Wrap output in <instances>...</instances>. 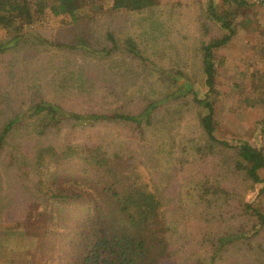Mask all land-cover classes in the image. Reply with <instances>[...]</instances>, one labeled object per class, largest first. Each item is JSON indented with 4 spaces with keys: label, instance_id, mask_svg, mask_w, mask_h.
<instances>
[{
    "label": "rangeland",
    "instance_id": "obj_1",
    "mask_svg": "<svg viewBox=\"0 0 264 264\" xmlns=\"http://www.w3.org/2000/svg\"><path fill=\"white\" fill-rule=\"evenodd\" d=\"M211 6L217 12L231 13L233 34L226 44L212 48L216 81L213 93L208 96L202 66L204 46L227 33L211 17ZM90 9L89 6L77 9L74 18L67 14L47 16L42 22L24 26L26 41L0 55V123L17 111L29 110L38 101H50L66 112L146 116L142 119L143 132L134 129L135 122L118 117L93 120L87 128L72 129L67 128L71 118H66L45 136L26 134L24 150L32 159L33 149L40 143L54 147V158H45L55 159L50 171L58 169L57 189L67 188L70 192L84 189V197L94 202L97 199L90 187L102 180L101 173L84 161L62 159L59 147L98 143L110 151L107 164L110 163L120 181L147 184L150 190L156 188L161 198L165 193H175L177 188L182 193L189 192L196 174L208 168L215 175L207 185L219 188L220 193L230 190L233 201L231 204L227 196L229 204L225 203L224 211L246 203L245 213L253 219L257 235L242 245L243 254L245 259L251 257L252 262H259V257L264 258V166L257 170L259 180L242 178L229 170L225 162L233 152L204 134L201 118L207 109L194 100V92L211 99L213 134L217 140L236 147L248 145L264 157V0H159L146 11L120 9L94 20L87 18ZM106 30H111L120 43L134 41L141 56L132 59L123 52L115 56H87L81 50L63 46L85 40L98 49L109 44ZM8 35L0 30V41ZM40 37L52 40L54 46L48 45L49 42L42 44ZM57 42L63 49L55 47ZM181 85L187 90L179 89L178 93ZM175 92L177 96L172 95ZM148 105L149 114H142ZM44 114L30 115L19 125L35 126ZM197 151L204 156H198ZM5 156L6 152L0 159ZM198 159H206V163ZM250 166L247 161L248 174ZM106 170H110L108 166ZM12 174L13 185H10L8 171L0 167L1 195L6 199L7 187L11 186L16 202L25 204L26 210L20 218L14 216V209L9 210L7 220L0 222V264H80L81 232L88 228L83 225L86 206L69 198L64 209L46 223L44 214L49 208L45 209L43 204H54L55 197L38 192L31 196L33 178L25 176L27 185H21L19 176L14 171ZM106 174L107 171L102 173ZM106 180L103 179L101 186L108 183ZM98 201L108 210V199L100 197ZM179 201H186V197ZM163 209L166 208L160 204V213ZM229 212L221 216H228ZM173 218L178 220V215L173 213ZM211 222L204 224L208 238L216 237L220 231ZM239 224L237 218L221 222L219 227L229 235V230ZM174 229L178 231L175 225ZM23 246H28L27 252L26 249L22 252ZM185 249L180 260L184 264H197L190 246ZM208 251L199 249L206 257L211 253Z\"/></svg>",
    "mask_w": 264,
    "mask_h": 264
},
{
    "label": "trees",
    "instance_id": "obj_2",
    "mask_svg": "<svg viewBox=\"0 0 264 264\" xmlns=\"http://www.w3.org/2000/svg\"><path fill=\"white\" fill-rule=\"evenodd\" d=\"M158 2L159 0H0V30L9 34L6 39L0 41V55L6 54L8 49L18 48L26 41L25 37L27 35L22 31L24 26H30L39 21L42 22V19L47 16L55 17L67 14L74 18L77 9L89 6L91 9L87 14V18L94 20L105 13L120 9L129 12L146 11L155 7ZM211 7L213 8H211V17L220 22L227 33H224L216 42L204 46L206 53L202 57V66L208 96L213 93L216 81L212 48L226 44L233 34L231 13L217 12L215 7ZM106 35L109 38V44L100 45L98 49H95L92 43H87L85 40L71 42L70 45L63 44V46H69L72 50H81V53L87 56H98L100 54L104 57L115 56L116 54H122V52L130 55L132 59L141 56L140 50L131 39L120 43L111 30H106ZM40 39L42 44L48 42V45L53 44L52 40L43 37H40ZM37 46L39 45L34 47ZM55 47L60 48L61 44L59 45L57 42ZM141 60L144 62L143 58ZM179 89H186V87L179 86L178 93ZM177 92L172 95L177 96ZM194 93V100L207 109V113L201 118L204 134L212 142L221 144L225 149L233 152V156L230 155L225 162L229 170H234V175L240 174L242 178L251 177L254 180H259L257 170L264 166V157L261 152L248 145L236 147L226 141L217 140L213 134L211 99L208 96L199 97L197 91ZM55 106L50 101H38L29 110L17 111L13 117L0 123V158L6 152L5 158L0 159L2 162L0 167L3 168L4 172L7 173L8 171L7 176L10 185H13L11 180H13L12 172L14 171L15 176L18 175L21 179V185H27L25 176L33 178L35 190L31 188V196L38 195V192L45 196L55 197L54 204L46 202L43 204L45 209L49 208L45 210L44 214V222L46 223H50L55 218L53 216L57 211L60 212L64 209V203L70 202L69 198L77 199L81 206H86L87 218L83 225H88V228L81 232L83 234L80 243L82 251L80 264H184L180 257L183 256L181 251L186 250L185 246H190L192 255L197 257V264H220L218 259L221 260V264H226V262H229L228 264H264V258L262 257H259V262H252L251 257L245 259L243 254L242 245L247 243L248 239L257 235L253 219L248 218V214L245 213L247 211L246 203L241 202L242 206L236 204L224 211L225 203L229 204L230 190H227V193H220L219 188L216 190L214 187L207 185L209 179H212L215 175L208 168L196 174L197 177L193 180L195 184L189 192L186 190L182 193L180 188H177L175 193H165V197L161 198L158 197L157 189L150 190L147 184L126 183L124 179L120 181L118 174L113 171L110 163L107 164L110 161V155L108 154L110 151L105 147L98 143L93 145L81 143L80 145L63 146L64 149L59 147V152L62 151L59 154L62 159H78L79 162L84 161L99 170L96 172L101 173L102 180L97 181L90 187L93 189V194L97 200L95 202L91 201L92 199L87 200L84 197L86 191L81 188L71 192L67 188L57 189V184H59L56 180L58 169L50 171L55 159L46 160L45 158L46 156L53 157L54 147L40 143L36 146V149H33L32 154L34 157L29 159V152L26 153L24 150L23 138L27 136L26 134L32 133L35 136H45L49 130H53L62 120H67L66 118H71L67 128L72 129L77 126L87 128L89 122L93 120L116 117L135 122L134 129L143 132L141 129L142 119L146 116L139 118L125 114L74 113L66 112L61 106ZM149 110L150 105L145 108L142 114L146 112V115H148ZM43 112H45L46 117L43 118L44 115H41V122L39 121L37 125L28 126V123L19 125L23 119L30 115H39ZM25 114L29 116L26 117ZM29 127L30 129H28ZM19 136L21 137L20 141L17 140ZM199 155L204 156L201 153ZM198 161L206 163V159H198ZM247 161L251 163L249 174L245 170ZM107 166L110 170H106ZM218 168L221 167L218 166ZM104 169L107 171L105 176L102 175V173H106ZM20 179L18 180L20 181ZM103 179H107L108 183L101 186L103 185ZM78 186L76 185V187ZM24 189H26L25 186ZM1 194L0 191V219L4 220H0V222L7 220V217H5L6 212L9 215V210L12 209L15 210L14 216H17L16 218L24 217L26 205L16 202L13 188L11 186L7 187L6 199ZM183 196L186 197V201L177 202ZM100 197L101 199H108L110 202L108 210L104 204L101 205L98 201ZM8 198L11 199V202L6 201ZM172 199H175L176 202ZM232 201L233 199L230 197L231 204ZM160 204L162 208H166L163 209L162 213H160ZM228 212V216H221L222 213L227 214ZM173 213L178 215V220L173 218ZM160 217L161 221L159 220ZM237 218H240L239 226L229 230V235H226L219 227L220 223L234 221ZM210 221L223 234L218 231L216 237L212 235L208 238L205 234L204 224ZM174 225L178 231L174 229ZM173 230L177 236L173 235ZM20 247L18 246V248ZM202 247L211 252L208 257L203 256L204 253H199V249ZM22 249V252L25 249L27 252L28 246H23ZM240 250L241 252H239ZM200 256H202L201 260L198 259ZM29 261V263L32 262V260ZM31 264L36 263L32 262Z\"/></svg>",
    "mask_w": 264,
    "mask_h": 264
}]
</instances>
